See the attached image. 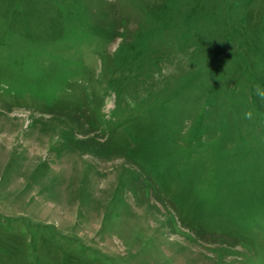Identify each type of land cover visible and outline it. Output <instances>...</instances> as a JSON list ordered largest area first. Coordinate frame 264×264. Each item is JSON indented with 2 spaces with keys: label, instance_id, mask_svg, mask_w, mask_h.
<instances>
[{
  "label": "rangeland",
  "instance_id": "1",
  "mask_svg": "<svg viewBox=\"0 0 264 264\" xmlns=\"http://www.w3.org/2000/svg\"><path fill=\"white\" fill-rule=\"evenodd\" d=\"M258 85L264 0H0V264H264Z\"/></svg>",
  "mask_w": 264,
  "mask_h": 264
},
{
  "label": "clouds",
  "instance_id": "2",
  "mask_svg": "<svg viewBox=\"0 0 264 264\" xmlns=\"http://www.w3.org/2000/svg\"><path fill=\"white\" fill-rule=\"evenodd\" d=\"M256 94L261 98L264 99V87L261 86H257L256 87ZM249 116L251 115V113L248 114Z\"/></svg>",
  "mask_w": 264,
  "mask_h": 264
}]
</instances>
